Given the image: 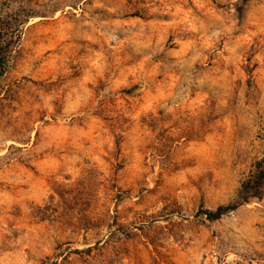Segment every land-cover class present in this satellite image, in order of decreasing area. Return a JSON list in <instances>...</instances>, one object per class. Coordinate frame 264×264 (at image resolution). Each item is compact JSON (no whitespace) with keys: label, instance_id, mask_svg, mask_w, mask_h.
I'll use <instances>...</instances> for the list:
<instances>
[{"label":"rangeland","instance_id":"rangeland-1","mask_svg":"<svg viewBox=\"0 0 264 264\" xmlns=\"http://www.w3.org/2000/svg\"><path fill=\"white\" fill-rule=\"evenodd\" d=\"M0 264H264V0H0Z\"/></svg>","mask_w":264,"mask_h":264},{"label":"trees","instance_id":"trees-1","mask_svg":"<svg viewBox=\"0 0 264 264\" xmlns=\"http://www.w3.org/2000/svg\"><path fill=\"white\" fill-rule=\"evenodd\" d=\"M7 37L4 36V32L0 31V71H4L6 68V55L2 53L5 50V42ZM264 191V158L254 164L253 170L250 171L247 179L242 183L241 189L237 193V196L226 205H220L215 210L204 209L202 214L205 218L213 222L220 219L227 213L237 209L240 205L248 203L250 199H261Z\"/></svg>","mask_w":264,"mask_h":264}]
</instances>
